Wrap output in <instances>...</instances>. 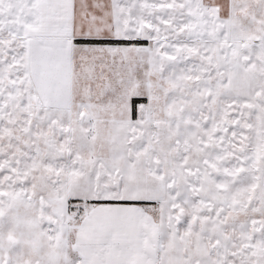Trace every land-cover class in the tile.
Masks as SVG:
<instances>
[{
  "label": "snow or ice",
  "instance_id": "snow-or-ice-1",
  "mask_svg": "<svg viewBox=\"0 0 264 264\" xmlns=\"http://www.w3.org/2000/svg\"><path fill=\"white\" fill-rule=\"evenodd\" d=\"M0 264H264V0H0Z\"/></svg>",
  "mask_w": 264,
  "mask_h": 264
}]
</instances>
